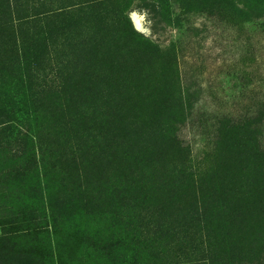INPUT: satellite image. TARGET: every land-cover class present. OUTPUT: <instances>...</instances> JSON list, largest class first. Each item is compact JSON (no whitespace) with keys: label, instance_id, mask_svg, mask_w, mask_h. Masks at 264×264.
<instances>
[{"label":"rangeland","instance_id":"1","mask_svg":"<svg viewBox=\"0 0 264 264\" xmlns=\"http://www.w3.org/2000/svg\"><path fill=\"white\" fill-rule=\"evenodd\" d=\"M199 163L240 176L231 201L259 182L242 264H264V0H0V264H129L94 248L117 239L151 264L144 220L208 198L170 170ZM189 246L156 264L205 256Z\"/></svg>","mask_w":264,"mask_h":264},{"label":"trees","instance_id":"2","mask_svg":"<svg viewBox=\"0 0 264 264\" xmlns=\"http://www.w3.org/2000/svg\"><path fill=\"white\" fill-rule=\"evenodd\" d=\"M81 118L82 119H78V121L85 126V118ZM84 135L82 139L77 138L76 145L73 149L69 148L65 150L63 157L51 155V157L54 158V162H50L52 171L55 170L56 162L61 163L60 159H63L64 164L73 170L75 161L85 154H88L90 147L85 143L86 140L84 141V139L86 134ZM227 147L228 145H226V148ZM234 147L233 149H235ZM226 151H228V149ZM254 156L255 160L257 157L262 160L260 152L255 151ZM203 169L200 163L194 170H190L188 166L178 169L173 166L170 169L171 171H177L174 176L182 178L187 182V185L200 182V193L202 192V195L208 193V198L206 196V198L202 200V198L200 199L199 197V206L196 205L195 199L191 210L187 213V217H184L181 221H177L175 226L171 224L172 221L174 222V218L170 220L168 225L160 224L156 222V220L153 221L154 223H151V221L149 222V220H144L147 225L146 228L142 229V232L145 237L144 242H147L146 249L149 250L146 259L153 261L151 264L161 262L165 257L163 256V254H165L164 251L158 250L159 247L168 248L171 250L172 255L174 252H178L181 246L187 247V245H190L189 248L205 253L203 258L193 261V264H242L249 263L254 258V237L250 228L251 221L248 219H250L255 200H258L260 197V190L257 189L259 182H251L252 180L247 181V183L244 184L245 188L239 191V198L235 197V199L231 201L229 193L233 189V184L236 183V180H239L240 176L234 179L232 175L228 173L224 177V184L221 186L217 180L216 187H214V183L212 180L210 181V177H208L209 167ZM62 184H64V181H61L59 186L62 187ZM182 185L185 186L186 184L182 183ZM150 217H152V213H148V218ZM57 220V215L51 214L48 226L55 227ZM201 223L209 227L208 234H205V245H201V241L199 240L200 235L197 233ZM148 226L149 229L147 228ZM176 227L187 230L192 229L193 233L191 236L183 234L181 236V241L178 238H175L173 241L172 234L180 232L185 233L183 229L175 232L173 228ZM243 229L245 231H243ZM162 238H167L168 246L165 244L167 242L166 240L161 246L155 244V241H161ZM99 241L100 242L95 243L96 245H94V248L95 250L102 251L105 257L112 258L114 261L117 260L119 263L127 261L129 264H138L140 262L139 258L133 256L132 250L127 252L130 250V246L126 245L123 240L117 239L111 242L106 240L102 242L101 240ZM88 242L91 243L90 240H88ZM92 244L93 243H91V245ZM99 256L101 255L99 254ZM127 256L130 258L127 259Z\"/></svg>","mask_w":264,"mask_h":264}]
</instances>
